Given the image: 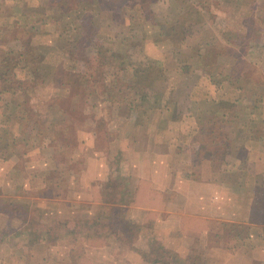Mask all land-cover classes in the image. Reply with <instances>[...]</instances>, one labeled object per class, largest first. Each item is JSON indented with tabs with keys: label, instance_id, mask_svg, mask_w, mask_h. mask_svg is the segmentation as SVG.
<instances>
[{
	"label": "rangeland",
	"instance_id": "374dc122",
	"mask_svg": "<svg viewBox=\"0 0 264 264\" xmlns=\"http://www.w3.org/2000/svg\"><path fill=\"white\" fill-rule=\"evenodd\" d=\"M25 46L45 51L18 60ZM3 51L12 66L6 75L0 64V264L44 262L52 244L73 264L92 261L86 247H112L119 259L126 246L139 252V226L115 221L127 212L105 205L124 202V160L106 158L113 181L85 171L97 154H116L111 142L130 115L169 119L178 102L190 110L199 101L201 117L238 123L264 151V0H0ZM219 227L228 248L249 232ZM18 244L35 254L24 261ZM140 254L158 264L222 260L202 248L186 258Z\"/></svg>",
	"mask_w": 264,
	"mask_h": 264
},
{
	"label": "crops",
	"instance_id": "0c3cea01",
	"mask_svg": "<svg viewBox=\"0 0 264 264\" xmlns=\"http://www.w3.org/2000/svg\"><path fill=\"white\" fill-rule=\"evenodd\" d=\"M182 108L178 102L170 110L169 119L163 111L156 112V118L130 115L125 119V128L111 142L116 154H97L89 161L86 173L92 174L90 179L97 184L107 182L117 172L113 166L108 168L106 158L124 160V202L110 200L105 205L127 212L125 219L116 214L115 221L124 226H139L131 245L139 248L140 253H157L161 249L186 258L193 248H202L212 256V261L213 257L222 258L221 263L213 264H264V169L258 164L264 151L254 145L261 137L253 140L254 136L247 135V131L241 133L243 129L238 123H210L207 113L200 116L199 101L190 110L184 105ZM232 126L236 128L230 133ZM230 141L233 143L229 145ZM236 150L244 153L245 158H240L248 163L245 167ZM246 171L252 173L251 183H245L241 177ZM93 203L101 205L100 201ZM224 223L246 226L249 232L243 240H231L232 247L228 248L221 242L224 232L219 226ZM241 241L244 243L239 246ZM246 241L259 245L246 247ZM151 244L157 246L153 248ZM17 247L20 255H26L24 261L35 254L32 246ZM67 249L49 245L45 250L49 260L30 264H73L65 256ZM255 250L256 258L252 255ZM139 252L126 246L119 259L114 257L112 247L97 246L86 247L84 254H91L89 264H158Z\"/></svg>",
	"mask_w": 264,
	"mask_h": 264
},
{
	"label": "trees",
	"instance_id": "16d2710c",
	"mask_svg": "<svg viewBox=\"0 0 264 264\" xmlns=\"http://www.w3.org/2000/svg\"><path fill=\"white\" fill-rule=\"evenodd\" d=\"M25 51H27L26 53H24V51L23 52H21V53H19L18 55H19V58H18V60H20V59H23V58H21V57H23V55H25L24 57L26 58V59H29V60H32L33 58H34V54H38L39 53V50L40 49H43L44 51H45V48L44 47H42V48H39V47H34V48H27V46H25ZM43 54V53H42ZM10 62V63H9ZM31 62H33V60L31 61ZM31 62H30V64H31ZM0 64L2 65V66H4V68H5V72H6V75H8V73H9V70H10V67L12 66V63H11V59H10V57H9V53H7V51L5 52V51H3V53H1L0 54ZM89 70H93V68H91V69H89ZM72 74V77H74V78H72V80L71 81H76L77 83L79 82V78L80 77H83V79H85L86 77H85V74L84 73H71ZM83 74V75H82ZM65 81V80H64ZM66 82V81H65ZM67 84L69 83V84H71V82L70 81H67L66 82ZM64 127H66V126H64ZM240 227V226H243V225H235V224H229V223H224V227L226 228V227ZM245 227V226H244ZM237 234V233H236ZM245 234H247V232L245 233ZM237 235H239V234H237ZM245 236V235H244Z\"/></svg>",
	"mask_w": 264,
	"mask_h": 264
}]
</instances>
